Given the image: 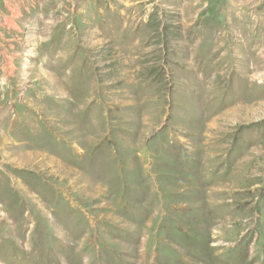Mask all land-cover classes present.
<instances>
[{
    "label": "rangeland",
    "instance_id": "rangeland-1",
    "mask_svg": "<svg viewBox=\"0 0 264 264\" xmlns=\"http://www.w3.org/2000/svg\"><path fill=\"white\" fill-rule=\"evenodd\" d=\"M0 264H264V0H0Z\"/></svg>",
    "mask_w": 264,
    "mask_h": 264
}]
</instances>
